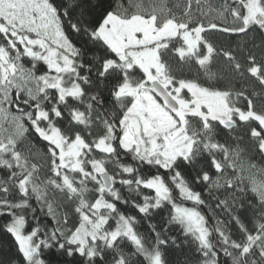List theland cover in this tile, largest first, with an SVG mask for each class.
<instances>
[{
	"label": "snow or ice",
	"instance_id": "6c2138e0",
	"mask_svg": "<svg viewBox=\"0 0 264 264\" xmlns=\"http://www.w3.org/2000/svg\"><path fill=\"white\" fill-rule=\"evenodd\" d=\"M246 77L264 91V0H0L8 264H264Z\"/></svg>",
	"mask_w": 264,
	"mask_h": 264
},
{
	"label": "trees",
	"instance_id": "16d2710c",
	"mask_svg": "<svg viewBox=\"0 0 264 264\" xmlns=\"http://www.w3.org/2000/svg\"><path fill=\"white\" fill-rule=\"evenodd\" d=\"M173 2V0H170V4ZM93 14H98V10H93ZM212 38L214 40L218 39L220 41H224L226 37L221 36L218 33L212 34ZM235 37L232 38L233 45L235 42ZM222 63V61H218L217 66H219ZM238 82L236 83V88L239 89L241 87L242 83H246L248 85V95L251 96V92L253 89H255L257 92H259L262 96H264V91L261 90L259 84L254 81L252 78L246 77L244 80H239L237 78ZM256 102L257 109L259 110L262 107V104L259 99L253 98ZM246 103V102H245ZM247 140V137L245 138ZM36 145L38 149H43L44 144L39 141V139H36ZM254 160H256L258 163L264 164V160H260L259 157H253ZM205 214H207V209H203ZM42 219H44L42 217ZM50 223V221H49ZM233 230H235V225H233ZM172 235H177L178 231L176 229L173 230L171 233ZM18 258V252H17V246L14 242V238L11 237L10 234H7L3 230H0V264H8L9 261L17 259ZM168 258L173 262V264H184V261L188 259L189 261H195L196 259V253L194 250L193 245L184 246L182 245L179 249L171 248L168 252ZM52 259H56L55 257H52Z\"/></svg>",
	"mask_w": 264,
	"mask_h": 264
}]
</instances>
